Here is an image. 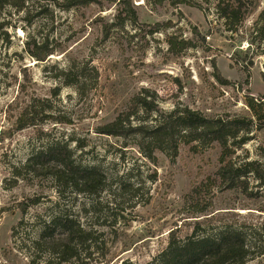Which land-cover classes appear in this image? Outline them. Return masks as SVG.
Listing matches in <instances>:
<instances>
[{"label":"rangeland","instance_id":"1","mask_svg":"<svg viewBox=\"0 0 264 264\" xmlns=\"http://www.w3.org/2000/svg\"><path fill=\"white\" fill-rule=\"evenodd\" d=\"M54 1L0 13V264H147L173 229L184 239L227 225L241 229L255 252L245 264H264V186L250 175L236 181H246L250 194L228 189L218 175L223 149L209 138L192 142L179 130L162 144L147 143L176 108L247 118L251 139L226 155L264 166V122L249 106L264 96V0L245 1L252 10L235 30L220 16V0H132L141 22L163 24L154 34L131 22L108 29L115 1L69 10ZM32 37L60 44L58 51L35 59L25 50ZM33 99H49L45 105L66 121L16 130L13 108L20 114ZM118 117L123 135L99 132ZM141 124L143 131L129 128ZM51 144L67 146L75 165L103 173V189L81 193L28 172L27 160ZM56 217L82 230L66 260L53 253L52 240L67 230L57 225L45 235Z\"/></svg>","mask_w":264,"mask_h":264},{"label":"trees","instance_id":"2","mask_svg":"<svg viewBox=\"0 0 264 264\" xmlns=\"http://www.w3.org/2000/svg\"><path fill=\"white\" fill-rule=\"evenodd\" d=\"M104 0H55L56 6L66 10L74 7L88 6L92 4L103 5ZM116 2V14L113 22L107 24V28L123 27L127 22L134 23L137 26H148L149 33L158 32L163 24H146L139 20L137 7L132 0H111ZM170 1L173 5L192 4L191 0H149L151 4L163 5ZM246 0H220L217 9L222 18L226 19V23L230 30H235L236 26L243 21L251 10L245 4ZM34 3V0H0V13L6 8L12 7L16 11H26ZM257 5V4H256ZM258 6V5H257ZM46 8V7H45ZM44 11L40 7L39 14ZM28 16L31 11H27ZM260 18H264V9L260 12ZM30 21V19H29ZM5 25V22H0V28ZM165 25H171L169 24ZM15 26H13L14 28ZM262 25L257 29V34ZM264 35V34H263ZM170 43L173 48L176 47V38L172 37ZM253 43V42H252ZM59 46L60 44L57 43ZM56 44H52L48 39L38 41L35 38H29L25 42V50L28 54L39 61H46L47 58L58 51ZM184 47V43H183ZM264 75V73H263ZM228 83L226 80H222ZM140 103L145 104V98L138 99ZM264 96L260 102H255L254 98L249 101L250 109L253 110V116H256L259 121L264 122ZM50 100H30L22 109L20 114H17L13 108V114L9 116V121L15 126L16 130H22L26 127L37 126L48 121L62 123L65 118L56 115L51 106L45 104ZM38 103V105L36 104ZM260 106V110L257 109ZM14 107V106H12ZM127 117V121L130 119ZM252 119L247 118H211L204 113L189 108H176L166 118H161L157 121L156 126L151 129L148 134V144L152 145L163 141L173 136L175 131H181L183 137L190 136L192 142H204L209 138L210 142L220 144L223 152L219 157L220 167L218 175L223 182L227 183L228 189H242L244 193L250 194V190L246 185V181H242V185H237L236 181H240L247 176H254L259 185L264 186V166L258 160H247L242 163H237L231 158H228L226 151L241 147L251 138L248 133L251 131L250 125ZM125 128L121 117L116 118L113 122L105 124L99 128V132L107 135L121 136ZM137 131H143L146 126L139 125L135 128L129 127ZM260 129V128H259ZM11 133H8L10 136ZM231 152V153H232ZM149 157H151L149 155ZM24 168L35 176L46 175L53 176L60 182L73 187L78 192L97 193L103 189L106 177L103 173L93 168L80 167L75 165L72 160L70 150L62 144H51L42 150L34 153L25 163ZM37 200H32L36 203ZM210 218V216H209ZM199 224V223H197ZM60 225L67 230L64 236L52 240L53 253L60 257L61 260H66L67 255L74 254L73 243L76 237L81 235V229H73L71 221L67 218L56 217L52 223L46 226L45 235L48 229L53 226ZM48 228V229H47ZM53 229V228H52ZM54 230V229H53ZM167 247L151 262L147 264H245L249 258L255 254L252 248L247 244L244 233L241 229L234 226H225L217 231H209L204 235H189L184 239L179 238L176 230L173 229L169 233ZM260 254V253H259ZM261 254H264L262 252Z\"/></svg>","mask_w":264,"mask_h":264}]
</instances>
